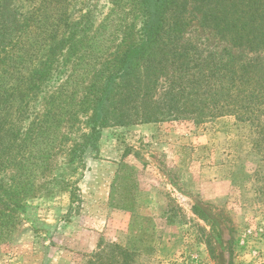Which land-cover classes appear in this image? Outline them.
Wrapping results in <instances>:
<instances>
[{
  "label": "rangeland",
  "instance_id": "374dc122",
  "mask_svg": "<svg viewBox=\"0 0 264 264\" xmlns=\"http://www.w3.org/2000/svg\"><path fill=\"white\" fill-rule=\"evenodd\" d=\"M47 1V14L65 15L54 26L58 32L67 28L65 21H78V29L92 33L106 20L107 35L100 42L105 49L112 47L108 34L121 35L132 26L130 0L116 6L113 0L0 4L6 15H23L45 9ZM175 2L167 13L179 20L177 43L185 48L189 65L225 62L228 52L264 64L263 38L235 42L222 30L221 15H233L222 7L233 0ZM135 24L138 28V19ZM261 28L256 23L249 27ZM50 45L41 42L39 53L23 65L10 108L15 127L32 121L49 127L50 149L31 166L17 210L8 217L0 214V264H264V111L257 121L239 122L223 110L205 108L195 115L168 112L163 106L168 112L163 118L107 126L94 146L83 147L92 112L78 108L77 102L71 117L37 121L49 95L71 72L66 53L48 78L33 79ZM172 65L177 63L159 74L151 101L166 90ZM88 83L86 79L84 86ZM13 171L0 168L5 190ZM115 244L128 250L126 260L101 255Z\"/></svg>",
  "mask_w": 264,
  "mask_h": 264
},
{
  "label": "trees",
  "instance_id": "16d2710c",
  "mask_svg": "<svg viewBox=\"0 0 264 264\" xmlns=\"http://www.w3.org/2000/svg\"><path fill=\"white\" fill-rule=\"evenodd\" d=\"M112 2L116 6L119 0ZM130 2L132 26L121 35V32L108 34L112 47L107 46L106 49L100 45L107 35L103 30L107 26L104 25L106 20L92 33L78 29V21H65L67 28L58 32L55 27L63 23L65 15L60 13L52 17L47 14L48 1L45 9L38 7L23 15L16 12L6 15L0 4V168L14 170L10 189L5 190L0 182V214L8 217L17 210L31 166L35 168L44 151L50 149L46 138L49 127L42 129L32 121L24 128H18L9 116L17 87L23 78V65L39 53L37 47L43 41L52 45L46 50L33 79L37 76L41 81L48 78L53 65L66 53L71 72L49 95L50 100L37 121L47 123L53 116L71 117V110L77 102L78 108L92 112L83 147L94 146L102 129L107 126L158 120L169 110L201 115L205 108H212L232 112L239 122L257 121V114L264 111L261 109L264 106L261 105L264 104V64L242 60L228 52L225 62L189 65L190 59L183 54L185 48L177 43L181 32L179 20L176 17L171 20L167 13L175 0ZM228 8L233 13L232 17L228 18V13L220 17V22L226 27L222 28L225 36L235 42L260 39L263 42L264 0H233L230 7L225 5L222 10L228 12ZM112 11L114 8L109 10L106 19ZM137 19L138 28L135 24ZM113 20L111 18L110 22ZM254 23L260 27L263 25V28L249 29ZM51 24L53 26L49 29ZM9 25L15 26L11 32L7 30ZM100 55H104L101 61L97 59ZM169 63L177 65H172L173 73L167 88L159 100L151 101L159 74ZM86 79L90 83L84 86ZM163 106L168 112L160 109ZM101 252L110 260L116 254L125 260L129 257L128 250L117 244Z\"/></svg>",
  "mask_w": 264,
  "mask_h": 264
}]
</instances>
